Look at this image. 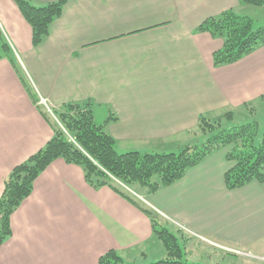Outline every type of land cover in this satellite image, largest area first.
Masks as SVG:
<instances>
[{
    "label": "crops",
    "instance_id": "obj_1",
    "mask_svg": "<svg viewBox=\"0 0 264 264\" xmlns=\"http://www.w3.org/2000/svg\"><path fill=\"white\" fill-rule=\"evenodd\" d=\"M28 1L43 6L55 0ZM241 5L66 0L48 36L32 46L31 28L15 1L0 0V27L13 57L0 59V195L9 171L53 134L26 91V75L48 110L89 99L93 116L114 113L106 129L124 151L179 149L200 115L215 119L231 111L233 120L248 111L246 103H264V44L237 62L214 66L212 53L222 40L194 30L226 9L238 13ZM226 150L214 151L173 184L138 195L195 241L248 248L264 237V182L228 190ZM11 230L0 245V264H97L111 249L125 264L166 257L137 206L108 186H90L81 166L61 158L35 179L11 215Z\"/></svg>",
    "mask_w": 264,
    "mask_h": 264
},
{
    "label": "trees",
    "instance_id": "obj_2",
    "mask_svg": "<svg viewBox=\"0 0 264 264\" xmlns=\"http://www.w3.org/2000/svg\"><path fill=\"white\" fill-rule=\"evenodd\" d=\"M31 28V44L38 46L48 36L51 24L63 10L66 0L51 1L35 6L28 0H14ZM255 6H264V0H239ZM220 38L222 45L212 53V64L220 66L237 62L264 44V24L255 26L253 20L232 8L205 18L195 29ZM13 60L11 47L0 28V59ZM31 100L40 114L49 122L53 134L45 145L7 174L0 195V245L11 235V215L28 197L38 175L55 159L82 167L85 181L92 187L108 186L137 206L150 220L153 235L166 252L163 259L144 264H201L183 259V250L191 240L181 229L168 228L163 218L136 194L156 192L181 179L186 171L199 164L219 149H227L225 159L230 163L223 175L225 187L234 190L252 181L264 182V128L260 131L256 120L229 123L233 113L210 119L200 115L188 132L202 135V139L186 144L178 151L140 152L118 151L116 140L107 132V125L117 117L111 112L103 123L93 116L92 100L67 102L49 112L39 104L34 89L26 86ZM264 101V94L261 95ZM251 113L254 110L245 104ZM227 122V124H226ZM264 124V122H263ZM97 264H125L113 249L102 254Z\"/></svg>",
    "mask_w": 264,
    "mask_h": 264
},
{
    "label": "rangeland",
    "instance_id": "obj_3",
    "mask_svg": "<svg viewBox=\"0 0 264 264\" xmlns=\"http://www.w3.org/2000/svg\"><path fill=\"white\" fill-rule=\"evenodd\" d=\"M241 4H242L241 7L237 9V11H239L238 13L249 16L253 20L255 26L264 24V6H255L242 2ZM24 78L25 79L27 78L28 81L27 80L26 81L29 82L30 86L32 87L31 82L27 77V75ZM252 107L254 108L252 113L249 110L243 113V115H241V113H237L233 118V120L230 121L229 123H244V122L256 120L259 122L260 131H262V129L264 128V124H263L264 103H258L256 107L255 106ZM98 110H99L98 107H96L95 111H97V113L99 112ZM106 111L109 110L106 109ZM102 112H105V108L102 109ZM94 117H95L94 120L97 124L103 123L104 119L106 118L96 113ZM187 133L191 134V137L188 140L187 144H192L202 139L201 137L202 135L200 134H193L192 132H187ZM122 149L123 148L121 149L117 148L118 151H124ZM172 151H178V149ZM140 190L143 191L142 189ZM139 193L146 196V194L140 191ZM167 227L176 232L174 226L168 225ZM198 238L203 240L202 235H199ZM192 245H194V247H192ZM226 249L228 250H224L218 247L217 248L212 247L210 245H206L200 240L195 241V239L191 238V240L188 242L187 246H185L183 250L182 258L189 262H196L201 264H264V237L260 239L259 243L248 246V248L230 245V248H226ZM231 250H236L239 251L240 253L237 252L235 253L234 251Z\"/></svg>",
    "mask_w": 264,
    "mask_h": 264
},
{
    "label": "built area",
    "instance_id": "obj_4",
    "mask_svg": "<svg viewBox=\"0 0 264 264\" xmlns=\"http://www.w3.org/2000/svg\"><path fill=\"white\" fill-rule=\"evenodd\" d=\"M40 102L46 106V102H45V100H42V99H41ZM231 251H234L235 253H236V252H237V253H240L239 251H236V250H231Z\"/></svg>",
    "mask_w": 264,
    "mask_h": 264
}]
</instances>
